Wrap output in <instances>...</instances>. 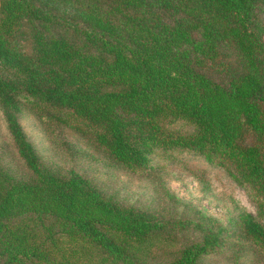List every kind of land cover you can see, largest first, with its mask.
<instances>
[{"label":"trees","instance_id":"obj_1","mask_svg":"<svg viewBox=\"0 0 264 264\" xmlns=\"http://www.w3.org/2000/svg\"><path fill=\"white\" fill-rule=\"evenodd\" d=\"M0 108L23 168L0 161V264H202L264 256V0H0ZM69 127L115 168L187 151L249 188L223 223L127 204L42 159L18 113ZM71 154L87 151L63 139Z\"/></svg>","mask_w":264,"mask_h":264},{"label":"rangeland","instance_id":"obj_2","mask_svg":"<svg viewBox=\"0 0 264 264\" xmlns=\"http://www.w3.org/2000/svg\"><path fill=\"white\" fill-rule=\"evenodd\" d=\"M18 119L42 159L74 169L91 177L118 199L144 209L159 210L166 215L202 210L227 224L239 211L257 214L249 188L240 185L222 167L208 162L202 155L187 151H157L153 167L146 173H132L111 166L105 156L85 138L69 127L46 130L33 113L23 109ZM63 139L87 151L86 156L71 154ZM0 161L7 167L23 168L0 108ZM240 264H264V256L244 246ZM233 249L225 247L206 255L202 264H232Z\"/></svg>","mask_w":264,"mask_h":264}]
</instances>
